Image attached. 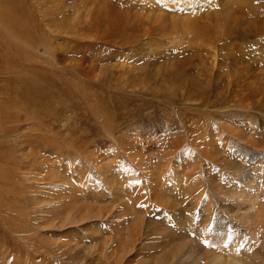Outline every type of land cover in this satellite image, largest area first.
Wrapping results in <instances>:
<instances>
[{"label":"rangeland","instance_id":"1","mask_svg":"<svg viewBox=\"0 0 264 264\" xmlns=\"http://www.w3.org/2000/svg\"><path fill=\"white\" fill-rule=\"evenodd\" d=\"M13 1L0 0V162L4 159L6 163H0V169L8 171V187L15 197L9 198L0 190V203L7 202L14 218L20 219L12 220V231L0 218V250H10L7 259L0 256V264H68L55 255L59 247L70 242L82 244L80 254L84 253V244L91 246L86 260L78 264H142L160 260L161 255L153 250L159 243L157 237L163 240L168 230L191 238L200 234L198 241L210 256L232 254L240 264H264V112L249 108L255 87L249 72L264 66V40L235 36L234 41L246 44L249 52L237 61L227 58L226 41L216 44V61H226V80L231 83L228 105L201 106L195 93H191L194 102L162 93L153 95L145 91L146 86L157 85L145 82L146 86L131 88L134 76L129 74L118 76V83L101 76L106 66H113V72L120 75L127 68L174 63L175 57L198 63L197 52L203 47L212 49V45L209 40H200L197 27L189 20H209L215 13L226 12L230 2L241 0ZM242 1L259 7L264 0ZM19 19L22 23L16 21ZM18 31L24 34L18 36ZM18 59L21 62L17 63ZM165 74L164 81L179 87L177 96L190 90V79H177L169 71ZM62 90L76 95L59 96ZM83 92L105 95L89 109V97L85 100L78 95ZM103 114H110V127ZM10 119L19 128L10 137L24 143L13 141L7 134L5 127ZM221 124L243 128L253 143L240 144ZM215 150H224L226 156L246 168L256 166L252 178L241 173L235 176L219 161L210 159ZM253 151L261 161L252 160ZM14 157L18 159L15 165L10 163ZM64 169L72 180L49 178ZM210 173L222 186L231 188L230 198L213 194ZM68 191L87 204L80 208L87 218L63 220L68 213L76 214L75 203L65 205L74 196ZM156 192L179 203H170L171 207L158 204ZM250 197L256 199L251 219L247 218L249 211L243 209L251 202ZM39 199L43 201L36 202ZM219 203L233 204L234 212L221 210ZM90 204L114 208L105 210L106 215L89 218L94 215L89 211L93 209ZM183 210L189 216L184 220ZM210 212L214 222L216 218L227 219L233 226L229 234L213 233L207 226ZM144 213L162 224L158 230L137 224L136 219ZM123 245L127 248L122 250ZM206 262L205 258L199 264H211Z\"/></svg>","mask_w":264,"mask_h":264},{"label":"bare ground","instance_id":"2","mask_svg":"<svg viewBox=\"0 0 264 264\" xmlns=\"http://www.w3.org/2000/svg\"><path fill=\"white\" fill-rule=\"evenodd\" d=\"M259 4H260V6L258 7L256 5L251 4L248 1H242V0L241 1H232L228 5L229 8H226V12L223 11L222 13H215L214 15L208 17L210 21L209 20H206V19L204 20V18L202 19L200 17L193 18V20H189L190 22H192V24L190 22H188L189 24L193 25L194 27H197V29L199 31V38H200V40H203V41H205V40L208 41L209 40L210 41L209 42L210 43L209 45L210 46L212 45V49H207V47H203L202 49H200L197 52V56L199 57V62L198 63L195 62L194 60L192 62L191 60L189 61V60L180 59V57L179 58H176L175 57V61L176 62H174V63H171V62H168L169 64L168 63H165V64L159 63V64H161V66H158V67H151L150 66L152 64L151 63L149 65L150 67L148 66V67H143V68L142 67L141 68L140 67L139 68H137V67L136 68H134V67L133 68H127V69H125L126 72L125 73L122 72V74H120V75H117L115 72H113V69H112L113 66H106V67L102 68V73H103V75H101L102 76V79L104 80L106 77H108L107 79H105V81L106 80H109L110 82L115 81V82L118 83V82L121 81V80H118V76H123V74H129V75H133L134 76V77H132L133 79L131 80V82L133 83L132 86L130 85L131 88L132 87H135V86L140 87V84H143L144 86H146L147 85L146 83H150L151 82V83H153V84H155V85H157V86H159V87H161L163 89V91H161V88H159L157 86H155V87H152L151 85L146 86V90L145 91L146 92H149V93H153V95L154 94H160V93H162L163 96H166V97H169V98H177V99H180L182 101H185L186 100L187 102H194V99L191 98V97H193L191 95V93H195L196 96L198 97L196 100H197V102L199 101L198 104L201 105V106L207 105L208 107H211V106L215 107V106H220V105H228L231 102V101H228L227 100V98H228L227 96H228V93H229V90H230L231 83L226 80L227 77H228V72H227L228 69L224 66V63L226 61L225 60H221L218 63L216 61V57H217L216 56L217 55L216 49H217V45H218L217 43L218 42H221V41H226V44L229 46V47H227V52H228L227 58H229L230 60H236L237 61V60L242 59L243 57L245 58L247 56V53H249V52H246L247 49H248L245 46L246 44H244V45L241 44L240 45V42L238 44L236 41H234V39H235V36L238 39H239V37L248 38L249 36H254V37L257 36L258 39L264 40V1H261V3H259ZM12 8L14 9L15 7H12ZM3 12H6V10L3 11ZM3 12H2V14H3ZM5 16H6V14L4 15V17ZM247 16L250 17V19L248 18L249 21H247L245 23V21H246L245 18ZM5 19H6V17H5ZM21 19L16 20V21L19 22ZM15 26H17V25H15ZM15 26L13 25V27H15ZM20 29H22V28L20 27ZM16 31H17L16 28L14 29V31L12 30V34H13V32H16ZM20 31H18L16 35H18ZM202 31H205V32H202ZM207 32H208V34H207ZM21 33L19 34L20 36H21ZM23 34L24 33H22V35ZM127 41H128V38H127ZM255 41H257V40H255ZM9 43L7 42V44H9ZM262 43L260 45H262ZM201 46H203V45H201ZM235 47H237L236 50H235ZM192 50H194V49H192ZM183 51H185V50H183ZM13 52H15V51H13ZM154 53L156 54V52H154ZM159 53H160V50L157 52V54H159ZM176 56H178V55H176ZM157 58H159V57H157ZM164 58H166V57H164ZM208 58L210 59L209 61H208ZM13 60H15V59H13ZM165 61H169V60H165ZM19 62H21V61L18 59V62L17 63H19ZM13 64H15V63L13 62ZM16 65H14V66H16ZM145 65H147V64H145ZM14 66L12 68H16L18 70V68L17 67H14ZM175 68H181V69L180 70L179 69L174 70ZM108 69H110L111 72L108 73V71H106ZM172 70H174V71H172ZM7 71H12V70L11 69H8ZM168 71L170 72V75H172L174 77L175 76H178L177 79H181V80L190 79L189 81L192 82V83H190V85H191L190 90L189 91H186V92H182V94H181L180 97L177 96L178 91H179V87L178 86H175L176 85L175 83H171V82L169 83L167 81H164V80H167V78L164 77V75H166L165 73L168 72ZM15 73H17V72H15ZM249 73H251V78H253L254 81H255L254 82V86L255 87L252 88V97H251V102L249 103V108H251L253 110H256V111L258 110L259 112H264V66H262L261 68H259L257 70L255 69L253 72H249ZM6 74H7V72H6ZM186 86H187V84H186ZM141 89H139V90L141 91ZM102 93H103V95H99V94L95 95V94H92V93L89 94L87 92H83V94L79 93L78 95H82L83 96V99H85V100L87 99L86 97H89L87 99L88 102L86 104V106H88V108H89V105L92 106V104L95 101H99V99H101V100L104 99L105 93L104 92H102ZM186 93L187 94H190V97L185 96ZM68 94H70V95H76L75 92L72 94V91H65L64 92V90H62L58 95L59 96H62V95H68ZM61 104H60V106H61ZM119 104H118V106L121 107V104L120 105ZM2 112L4 113V111H2ZM90 112H92V111H90ZM94 112H92V113H94ZM98 114H99V112H98ZM94 115H95V113H94ZM103 115H105V117H106V114H103ZM109 115L106 117V119H107V122L106 123H110V125H109V127H110L111 126V121H110L111 116L109 117ZM3 116H5V114H3ZM13 120L14 119L8 120L9 122H7V126L6 127L4 126L5 129L7 128V131L6 132L9 135V137L10 136H12V137L15 136V133L14 132H16L19 129V128H15L14 127L15 124L12 123ZM103 120L105 121V119H103ZM103 120H101V121H103ZM16 121H17V119H16ZM67 122H69V121H67ZM3 123H5V121H3ZM10 123H12L13 125L12 124L10 125ZM0 124H1V121H0ZM221 126H222L223 130L226 133H229V134H232L233 136H235V138L237 139V141L240 144H248V143L250 144V142L253 143V140L251 139V137L248 134H246L243 131V128H242V130L241 129L239 130V127H237V128H235L233 126L232 127H228L227 125H224V124L223 125L221 124ZM105 127H106V124H105ZM2 130H3V128L0 129V132H2ZM3 132H5V131H3ZM45 134H46V132H45ZM25 136H27V135H25ZM12 137H10V138L12 139ZM19 138H21V137L19 136ZM38 138H41V137H38ZM12 140L15 141V142H17V143H20V144H21V142L24 143V140L23 139H21V141H20L18 138H13ZM37 140L38 139H36V141ZM2 144L3 143H1V145ZM33 147H34V145H33ZM22 148H23V146H22ZM15 151L17 152L18 149L15 150ZM256 151L257 152H261L258 149H256ZM241 152L243 154V153H245V150H241ZM246 154H248V153L246 152ZM28 155H26V156H28ZM13 156H14V154L11 157H13ZM209 156L212 157L210 159H212L213 161H219L220 164L223 166V168H226V170L233 171L234 173L233 172L232 173L235 174V176H237V175H239L241 173L240 176H243V175L246 174V177L247 178H252L251 177V174L253 173L252 171H253V169L256 168V166L251 167V169L244 167L242 165L244 163L241 164L238 161L234 160L233 157L228 156V155L226 156V154L224 153V150H222V153L219 152V150H215L212 153H210ZM251 158H252L253 161H255L256 159L259 160V161H261V158L259 156H255L254 155V151H253V154L251 155ZM262 158H263V161H264V155H262ZM14 159H15V157H14ZM14 162H16V163H14ZM0 163L6 164L4 159H2V161ZM10 163L15 165V164L18 163V159H15L14 161L11 160ZM49 166H51V165H49ZM51 168H52V166H51ZM72 168L73 167H71L70 169L72 170ZM51 170L52 169H50V171ZM56 171H54V172H56ZM63 171L65 173L62 172V174H59V175L56 174V173H52L51 175H49V178L50 179L52 178V180H59V181H63V182L72 180L71 178L68 177V173L69 172L67 170H66L67 171L66 172L65 169ZM8 174H9L8 171H3V170L0 169V185H1L0 187H2V188H0V190L4 191L3 193L6 196L8 195L7 197H9V196L10 197H15L14 191L12 189H10V187H8V185H10L9 184L10 181H9V178H8ZM215 177L216 176H213L212 175L211 179H209V180H211V183H212V186L211 185L210 186L213 187L212 188V190L214 192L213 194H217L218 196L219 195H222V196L227 197V198L229 196H231V194H232L231 193V188L229 186H226V187L222 186L218 182L219 180L216 179L217 177L216 178ZM4 179H6L5 185L4 184L2 185V180H4ZM52 180H51V182H52ZM66 183H63V184L66 185ZM69 183L70 182H68V184ZM110 183H111V181H110ZM211 183L209 182V184H211ZM107 185H108V181H107ZM79 188H81V187L79 186ZM68 190L71 191V187L70 188L68 187ZM15 191H17V189ZM78 191L75 190L74 192L76 193ZM116 191H117V189L115 188V191H113V192H116ZM16 193L18 194V192H16ZM68 193H69V191H68ZM200 193L201 192H199V194ZM119 194H120V191H119L118 195ZM69 195L70 196L74 195V196H72V198L70 200L67 198L68 200L67 199L66 200L68 202H66L65 205H68L69 204V206H72L75 203L76 206H75L74 209L76 211V214H74L73 212L72 213H68V217L64 216L63 217V220L64 219L65 220H67V219L68 220L69 219H71V220H83V219L87 218L86 215H88V214L82 215L81 213H83L84 211L80 210V208L82 209L87 204L86 203H83L82 202L83 200L81 199V197L75 196L74 193H71L70 192ZM155 198L158 199L157 200L158 201V204H162V205H165L166 204L169 207L172 206L171 204L179 203V202H175V203L173 202L172 203V202H170V199L169 198H168L169 200L168 199H164V196L161 195L159 192H156ZM34 200H36V199H34ZM41 200L42 199H39V201L37 200L36 202H40ZM217 200H218V198H217ZM250 200H251V202L249 201L248 206L247 207L245 206L247 208V210H246V208H243V209H245L244 212L249 211V212L246 213L248 215V216L246 215L247 218H250V217L253 216L254 208L256 207V201H255L256 199L251 198ZM2 201L3 202L0 203L1 204V206H0V214L2 215L0 218H3L2 220H4L3 222L5 223V226H8V228H10L13 231L15 229V227L13 228L12 220L15 219L14 216L16 217V215H15V213L12 212L13 210L11 209L10 205L7 202H5L4 200H2ZM32 204H34V203H32ZM92 205H94V204H90L89 205V206H91L93 208V209H91L89 211L90 212H94V215H90L89 218L90 217H93V216H96V215H98V216L106 215L104 213L105 210H110V209L112 210L114 208V206H113V208H109L108 207L109 205H97V204H95L96 206H92ZM232 205L231 204L229 205L227 203L226 204H223V203H219L218 204V206H219V208L221 210H223V209L225 210L226 209L225 211L227 212V210H228L229 213H233L234 212V208H233ZM14 209H15V207H14ZM207 209H209V208H207ZM257 209H260V207H258ZM187 210L189 211V208H187ZM210 211L212 212V210H210ZM211 212H210L211 215H209L207 217V226L208 227H211V230L213 231V233L220 234V235H227V234H229V231L231 230L230 228H231L232 225H230V223L227 224V222H226L227 219L225 221V220H222L221 218H219V219L216 218V220L214 222V219H212V216H213L212 214L213 213H211ZM146 213H144V216H139L136 219L138 221L137 224H139V223L140 224H144V228L146 227L149 230L151 229L149 227H153L154 226V229L158 230L159 229V226L162 225V224H159L158 223L159 221L156 222L154 219L152 220V218L147 217ZM64 214L66 215L67 212H65ZM182 214L184 216L183 217V220L184 219H187L189 217V216H187V217L185 216L186 215L185 210H183ZM140 215H142V214H140ZM18 217L19 218L15 219L16 221L20 219V216H18ZM242 217H244V216H242ZM139 220H141V221H139ZM212 220H213V224H212ZM72 222H75V221H72ZM162 229H164V227ZM238 229H240V227ZM7 234H9L8 231H7ZM163 235H164V239L163 240H162L161 237H160L161 239L157 237V240H158L159 243L158 244H155L156 246L154 247V250H153V251H156L154 253H159L161 255L160 256V260L159 259H156V260H153V261H150V262H144L142 264H199L201 262V260L202 259L205 260V258L207 259V262L206 263L211 262V264H240V262H241L239 259L234 258L232 254H230V256H224L223 253L212 254L211 256L208 255V253L206 254L204 252L205 251V248L202 246V244L200 243V241H198L200 234L195 235V238H191L190 235H185V234H183V232L168 230L167 233L166 234H163ZM157 236H158V234H157ZM101 238L102 237H100V241H101ZM107 242L108 241L106 239H103V243H105L107 245ZM122 243H124V241ZM80 245L82 246L81 243H71V242H70V244L62 245L61 246L62 248L59 247L58 250H56L57 252H56V255L55 256H57V257L60 256L61 257V260H63V259L67 260L69 262L68 264H78L79 262L83 261L84 259L86 260V258L88 257L87 256L88 251L91 250L90 249L91 248L90 244H86V245L84 244V246H83L84 247V253H81L80 254V252L78 251V248H79ZM124 248H127V245H123L122 250ZM104 249H105V252L104 253L106 254V252H107V246L104 245ZM12 252H14V251H12ZM9 254H10V250H8L6 248L0 250V256H2L1 257L2 259L5 258L6 256H8ZM84 255H86L85 258L79 259V257L84 256ZM7 258L8 257H6V259ZM62 263H64V262H62Z\"/></svg>","mask_w":264,"mask_h":264}]
</instances>
